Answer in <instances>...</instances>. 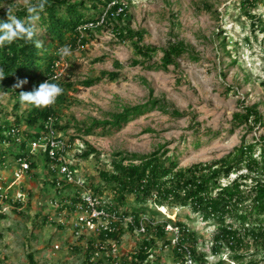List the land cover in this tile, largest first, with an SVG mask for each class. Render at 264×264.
<instances>
[{
    "label": "rangeland",
    "instance_id": "obj_1",
    "mask_svg": "<svg viewBox=\"0 0 264 264\" xmlns=\"http://www.w3.org/2000/svg\"><path fill=\"white\" fill-rule=\"evenodd\" d=\"M11 2L24 5V0ZM122 2L128 8V16L113 24L145 32L143 43L146 45L166 48L171 43L184 42L198 60L184 55L177 66L165 71L159 68L163 57L159 51L144 65L133 66L132 61L138 59L134 42L120 41L112 24L92 29L88 43L66 57L68 65L61 69V83L70 79L75 87L67 90L62 104L56 105L57 123L64 127L58 132L63 141L71 145L67 159L90 188L103 187L99 171L110 166L111 155L117 152L147 155L164 146L170 151L168 156L178 157L181 167H189L221 159L243 141L254 143L264 136V125L250 131L245 126L234 128L232 123L234 114L242 111V105H258L264 116V31L258 28L260 25L264 28V0L253 9L241 8V0ZM4 7L1 5L0 9ZM246 12L255 19L248 18ZM253 21L258 26L254 27ZM115 61L122 64L118 79L105 78L90 87L82 84L99 77L101 72L115 71ZM153 99L186 116L173 117L162 110H154L135 117L119 132L97 128L86 135L78 130L91 126L94 120L103 121L110 114ZM0 109L7 114L0 117L2 124L12 125L15 115L21 118L26 143L31 144L33 141L25 133V117L30 107L17 108V100L6 93L0 95ZM25 138L22 137V142ZM83 141L101 153L99 159H78L79 153L75 151L79 149L77 145L83 147ZM20 143L0 146V185L12 187L9 191L12 200L3 203L0 210V264H29L30 254L36 264H131L133 253L143 240L155 238L153 232L139 235L124 225L119 253L112 255L111 244L104 243L99 257L88 261L89 241L92 239L97 244L101 240L96 235L84 234L81 238L74 235L71 223L77 198L75 187L58 185L63 181L58 168L53 169L55 165L46 161L42 151L31 157L36 168L30 175L14 183L16 156L23 151ZM29 149L24 151L28 153ZM259 155L258 149L256 157ZM236 177L232 175L231 181ZM19 191L24 193L25 201L13 203ZM100 196L112 203L109 191ZM132 202L133 199L123 209L130 215H133ZM157 210L161 215L147 214L145 221L150 219L153 226L167 219L184 223L189 232L196 234L197 251L205 255L207 264L220 261L224 264H264V251L252 246L251 240H247L251 245L248 249L239 251L238 254L244 256L240 261H234L233 253L227 248L216 253L213 250L217 235L215 222H205L189 208ZM155 240L153 255L146 263L173 264L179 258L175 250L166 249L163 241Z\"/></svg>",
    "mask_w": 264,
    "mask_h": 264
},
{
    "label": "trees",
    "instance_id": "obj_2",
    "mask_svg": "<svg viewBox=\"0 0 264 264\" xmlns=\"http://www.w3.org/2000/svg\"><path fill=\"white\" fill-rule=\"evenodd\" d=\"M261 1L263 0H241V8L253 9ZM1 5H5V7L0 9V22L7 21V7H12L14 14L20 19H24L27 15L25 4L16 5L11 0H0ZM246 15L251 20L255 19L249 12H246ZM127 16L128 8L122 0H47V6L40 13V19L36 24L37 35L33 41H15L11 45L6 44L4 47H0V68L4 70V78L0 80V93H8L14 97L17 100V108L21 106L19 103L21 91H31L47 79L63 88V94L57 98L54 105L42 109L30 107L25 117L27 127L25 133L31 142L38 141L47 134L46 122L50 117L57 119L56 105L62 104L67 90H72L75 87L70 79L63 84L52 78L56 62L61 60L57 55V50L63 45H70L72 52L79 50L80 46H85L92 37L90 29L84 31L88 38L82 36L79 29L85 25L100 23L104 17L102 25L112 24L120 41L134 42L138 59L132 61L133 66L144 65L159 51L163 53L159 68L165 71L170 66H177V61L184 55H189L192 60H198V57L184 42L171 43L166 48L146 45L143 43L145 32L134 31L128 25L120 27L113 24ZM252 25L258 26L254 21ZM259 27L264 31L261 25ZM37 39L43 41L40 48L35 46ZM114 67L115 71L101 72L99 77L88 79L82 84L90 87L105 78L112 81L118 79L120 76L118 70L121 69L122 64L115 61ZM25 80L26 83L15 87ZM142 82L147 84L145 80ZM242 106V111L236 112L233 116L234 128L245 126L251 131L256 126L263 127L264 116L258 105ZM154 110H162L173 117L186 116V113L174 109L160 100L153 99L144 104L124 108L119 113L110 114L109 118L103 121L94 120L91 126L78 130L86 135H91L97 128L119 132L135 117ZM4 115L7 114L0 109V117ZM21 126L22 120L16 115L12 125L0 122V146L10 142L16 144L21 139V149L23 151L27 149L30 144L26 143ZM55 127L57 130L64 129L58 123ZM22 137L25 138L23 142ZM82 143L85 149L78 155V159L100 158L99 151L86 141ZM258 149L260 155L256 157ZM23 151L16 157L26 156L27 152ZM169 152L163 146L147 155L114 153L111 155L110 166L99 171L103 187L91 188L97 195L109 191L112 195L111 206L115 210L128 207L130 200L133 199L132 209L136 226H139L143 216L147 214L161 215L157 209L189 208L192 213L199 215L205 222H215L217 235L213 250L216 253L227 248L233 253L232 259L240 261L244 256L239 255V251L251 246L247 240H251L252 246L264 251V136L255 140L254 143L243 141L240 146L221 159L189 167H181L178 157L168 156ZM45 159L52 163L47 153ZM31 167L32 169L36 168V164L32 163ZM244 170L246 173L243 172ZM232 175H237L233 181H231ZM223 180H227V183H223ZM58 185H63L61 188L71 187V184L65 181H60ZM77 200L76 198V202ZM127 214L129 213L126 212ZM169 223L180 227L182 231L181 244L189 248L194 261L200 262L199 264H207L204 259L205 255L197 251L196 234L187 232L188 229L184 223L167 219L165 223L153 226L154 222L149 219L146 232L147 234L153 232L155 238L163 241V245L170 244L166 231ZM129 230L135 232L133 226ZM120 236L118 233H109L108 237L103 234L98 238L101 242H105L109 239H118ZM155 238L143 240L137 252L133 253L131 264H147L146 262L153 255V249L156 246ZM94 251L95 242L91 239L87 251V253L89 252L87 259L90 262ZM174 252L177 256L182 257L178 250ZM28 258L29 264H36L32 254ZM109 259L112 258L109 257ZM217 264H224V262L220 261ZM250 264L256 263L251 262Z\"/></svg>",
    "mask_w": 264,
    "mask_h": 264
},
{
    "label": "built area",
    "instance_id": "obj_3",
    "mask_svg": "<svg viewBox=\"0 0 264 264\" xmlns=\"http://www.w3.org/2000/svg\"><path fill=\"white\" fill-rule=\"evenodd\" d=\"M103 23L104 17L100 23H91L81 27L79 30L81 31L82 36L85 37L86 35L84 31L86 29L92 30L99 28ZM83 47L84 46H80V49ZM67 65L66 58H61V60L57 61L52 79L55 81H61L63 72L61 69H65ZM56 123L57 119L55 117H50L46 122L47 134L29 145L30 149L26 156L16 158L14 183L22 181L30 175L32 170L31 157L35 156L37 152L42 151L45 154H48L52 164L55 165L53 169L58 168V174L62 177L61 180L73 185L76 189L78 200L73 204L74 218L71 223L76 238H81L84 234L96 235L98 237L105 234V236L108 237L109 233H118L120 236V231L124 225L128 229L133 226L135 228L134 231L139 235L146 234L149 219L145 221V216H143L139 226H136L135 217L133 215H126L123 209H113L109 201H106L102 196L95 194V192L87 185L86 180L78 175L77 169L66 157V153L71 148V145L69 147V145L63 141V138L59 135L60 133L55 127ZM19 141H21V139ZM77 146H79V149L77 148L75 153L81 154L84 151L85 146ZM11 188L12 187L3 188L0 185V210H2L1 205L3 203H10V200H12L9 193ZM24 197V193L19 191L15 197H13V203L24 202ZM166 231L167 233H171V239L169 240L170 244L164 245V248H173L174 250H178L182 255V257L178 256L179 258L173 264H197L194 261L189 248L186 245L181 244L182 231L180 230V227L168 224ZM187 232H189V230H187ZM104 243L111 244L112 255L119 253L120 237L118 239H109L105 242L95 244V251L92 260L97 259L100 253L104 250Z\"/></svg>",
    "mask_w": 264,
    "mask_h": 264
},
{
    "label": "clouds",
    "instance_id": "obj_4",
    "mask_svg": "<svg viewBox=\"0 0 264 264\" xmlns=\"http://www.w3.org/2000/svg\"><path fill=\"white\" fill-rule=\"evenodd\" d=\"M27 15L24 19L18 18L14 14L12 7H7V21L0 22V47H4L6 44L11 45L15 41L31 42L37 35L36 24L40 19V13H42L46 6L47 0H24ZM43 41L37 39L35 46L37 48L42 47ZM57 55L60 58H66L72 55L70 45H63L57 50ZM4 78V70L0 68V80ZM22 81L15 87H20ZM6 93H0L5 95ZM63 94V88L57 83L50 82L48 79L45 82L39 84L38 87H34L31 91H21L19 93V103L22 106H28L36 109L47 108L54 105L57 98Z\"/></svg>",
    "mask_w": 264,
    "mask_h": 264
}]
</instances>
